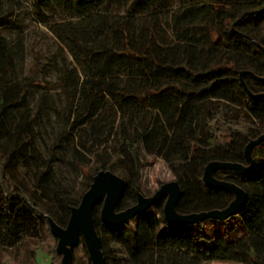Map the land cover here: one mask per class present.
<instances>
[{
    "label": "trees",
    "instance_id": "16d2710c",
    "mask_svg": "<svg viewBox=\"0 0 264 264\" xmlns=\"http://www.w3.org/2000/svg\"><path fill=\"white\" fill-rule=\"evenodd\" d=\"M33 6L34 18L72 59H54L45 71L60 73L70 130L76 129L78 147L95 159L92 164L75 161L91 179L88 187L100 170L118 171L124 188L115 210L134 204L143 152L167 164L180 187L178 212L226 207L233 192L205 185L202 177L212 161L247 166L245 146L264 135V0H34ZM13 19V9L0 10V27ZM163 19L171 32L164 53L156 46ZM0 54L4 84L13 73L7 50L0 47ZM81 77L102 109L72 112ZM18 103L23 106L0 91V132L2 111ZM23 120L26 138L12 135L9 148L0 149V250L29 242L27 264H39L38 248L49 257L48 264H61L49 218L65 227L80 199H72L61 185H51L52 156L33 171L31 189L21 184L19 167L30 170L38 158L27 138L34 120L26 114ZM113 140H119L118 152L105 165ZM250 153L254 165L248 172L217 169L212 174L245 190V201L235 213L245 234L233 233L238 223L232 215L169 223L161 200L153 204L157 212L149 207L134 222L111 225L100 219L98 202L92 215L105 264H120L111 242L123 246L130 264H264V140ZM73 154L81 156L77 150ZM70 250L67 264H91L81 234ZM77 250L82 260H76Z\"/></svg>",
    "mask_w": 264,
    "mask_h": 264
},
{
    "label": "rangeland",
    "instance_id": "374dc122",
    "mask_svg": "<svg viewBox=\"0 0 264 264\" xmlns=\"http://www.w3.org/2000/svg\"><path fill=\"white\" fill-rule=\"evenodd\" d=\"M33 3L34 0H0L2 13L7 9H13L14 11L13 22L0 27V47L7 50L13 73L11 82L4 84L0 82V91L5 92L13 99L21 100L23 103V106L19 103L15 106H7L2 111L3 127H1L0 132V149L6 150L9 148L12 135L20 134L22 139L26 138L22 132L23 118L26 114L29 119L34 120L32 133L27 138L34 146V153L38 158L37 161H32L30 170L26 167H19L18 177L21 184L25 185L27 189H31L33 182H35L33 171L38 165L41 166L44 159L52 156L51 185H61L68 190L72 199H81L91 179L76 167L75 161L92 164L95 159L85 149L78 147L79 136L76 129L70 130L68 120L69 107L63 84L59 83L60 73L57 70L45 71V66L53 63L54 59H57L58 63L63 61L68 63L72 59L64 51L57 39L34 18ZM46 12L51 16V11ZM170 41L171 32L163 19L156 35L158 51L164 53L163 48ZM2 63L3 59L0 54V66ZM92 82L102 85L105 83L95 79ZM122 82L124 81L122 80ZM43 85H47V87ZM89 106L101 108V101L93 94L81 77V82L78 85V95L74 100L72 112L83 111ZM124 108V106L121 107V109ZM113 109L115 110V108ZM81 141L84 142L83 138ZM118 148L119 140H113L106 153L105 165H109L114 161ZM74 150L79 151L81 156H78V154L74 155ZM142 160L144 164L140 169V187L138 191L141 195L150 196L156 191L157 185L160 187L164 183L174 181L171 171L162 159L146 156L142 152ZM111 172L116 175L119 174L115 170ZM164 199H161L162 205ZM149 209L154 212L158 211V208L154 205L150 206ZM136 218L137 215L130 218V221L134 222ZM230 219L238 223V227H234L233 233L238 237L245 234L240 216L232 214ZM222 224L223 227H227L224 220ZM40 246L42 244H39ZM110 246L120 264H130L129 257L121 244L111 242ZM28 252L29 242H25L14 249L0 250V264H27ZM80 254L81 252L77 250L75 254L76 260H82V255ZM36 258L39 264H48L49 257L41 253L39 248L37 249ZM204 264L245 263L209 260L205 261Z\"/></svg>",
    "mask_w": 264,
    "mask_h": 264
},
{
    "label": "water",
    "instance_id": "95a60500",
    "mask_svg": "<svg viewBox=\"0 0 264 264\" xmlns=\"http://www.w3.org/2000/svg\"><path fill=\"white\" fill-rule=\"evenodd\" d=\"M264 140V135L251 140L244 148V157L248 162L245 166L237 162L212 161L204 169L203 182L205 185L225 188L234 194L230 203L221 209L214 208L206 211L180 213L175 209V204L180 194L178 183L170 181L160 185L150 196H143L139 192L134 204L116 211L117 205L124 188L121 177L109 170H100L92 180V183L84 191L77 206L71 208V213L65 227H61L51 218L49 225L57 236L58 252L62 253L61 264H67L70 257V246L73 245L78 235L81 234L91 264H105L104 256L100 247L99 236L94 227L92 208L101 202L100 219L107 224L116 225L128 222L130 218L149 208L161 199H164L162 213L169 223H192L206 218L224 219L235 214L243 205L246 194L245 190L233 182L213 177V171L217 169H235L241 173L248 172L254 165L251 157V148Z\"/></svg>",
    "mask_w": 264,
    "mask_h": 264
},
{
    "label": "clouds",
    "instance_id": "9594fccd",
    "mask_svg": "<svg viewBox=\"0 0 264 264\" xmlns=\"http://www.w3.org/2000/svg\"><path fill=\"white\" fill-rule=\"evenodd\" d=\"M158 189H159V185L156 186V190H158Z\"/></svg>",
    "mask_w": 264,
    "mask_h": 264
}]
</instances>
